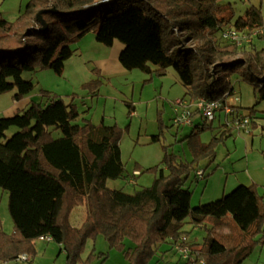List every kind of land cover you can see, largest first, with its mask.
<instances>
[{"label": "trees", "instance_id": "16d2710c", "mask_svg": "<svg viewBox=\"0 0 264 264\" xmlns=\"http://www.w3.org/2000/svg\"><path fill=\"white\" fill-rule=\"evenodd\" d=\"M38 12L47 25L42 31ZM233 19L232 9L220 0H30L12 22L0 13V95L14 90V101L29 95L34 84L24 74L50 70L63 75L75 53L72 45L93 32L104 47L122 44L120 66L148 75L145 82L165 77L172 69L185 91L182 99L190 104L199 98L222 99L232 92L230 78L238 75L253 89L255 103L246 109L252 119L264 103V48H238L222 40L221 32L263 31L264 24L253 6ZM92 72L97 79L80 89L96 97L102 81L99 71ZM40 95L45 104L32 102L0 119V190L8 196L13 224L12 234L0 228V264L16 262L21 255L33 258L41 236L53 239L65 254V264H89L81 254L86 241L97 236L109 249L122 252L127 264H150L165 241L173 248L186 244L181 239L186 238L182 229L187 223H209L211 229L203 245H188L185 264H242L264 242V198L258 185H239L194 208L192 192L183 187L191 175L196 179L202 161L214 159L216 145L231 129L203 144L200 133L212 128L203 120L183 138L192 160L180 161L166 151L161 166L144 170L156 172L151 186L129 194L107 186L108 181L126 178L121 130L89 119L77 124V94L70 95L68 103L44 90ZM127 108L131 115L134 107L127 103ZM195 115L197 111L192 118ZM156 120L159 134L151 137L152 143L165 129L162 112ZM11 129L15 131L8 135ZM79 207L86 214L75 227L70 217ZM223 229L229 235L216 236ZM126 240L133 248H126Z\"/></svg>", "mask_w": 264, "mask_h": 264}, {"label": "rangeland", "instance_id": "374dc122", "mask_svg": "<svg viewBox=\"0 0 264 264\" xmlns=\"http://www.w3.org/2000/svg\"><path fill=\"white\" fill-rule=\"evenodd\" d=\"M220 5L232 9L233 22L243 17L246 10L253 6L260 10L264 24V0H220ZM252 45L256 50L263 49L264 36L254 38ZM122 48V44L117 41L112 47H104L95 41L93 32L88 33L82 40L72 45L75 53L65 63L63 75L57 76L50 70L37 71L33 74L31 81L34 89L30 97L33 102L45 104V99L40 95V91L44 90L63 97L68 103L69 95L77 94L75 104L81 114L76 121L77 124H81L83 119H89L94 125L101 122L108 126L116 125L121 130L119 145L126 178L108 181L107 186L131 194L134 190L151 186L156 172L144 170L161 166L166 151L174 154L181 161L192 160L183 138L203 120L198 114L192 118L191 124L179 127V130L173 125L174 103L182 99L185 91L179 80L173 76L175 72L172 69H169L165 77L153 78L150 82H145L148 75L138 70H122V73L113 71L110 78L103 75L100 78L102 85L99 87L98 96L91 97L82 91L80 85L97 79V75L92 70L97 68L100 62L106 59L111 63L115 61L119 65L118 55ZM229 87L233 88L234 96L239 100L235 106L240 107L239 104L242 108L253 106L255 103L253 89L243 83L238 75L230 78ZM14 92L13 90L0 95V104ZM127 103L134 106L135 114H128ZM256 109L258 112L250 119L249 134L232 129V134L223 137L216 145L214 159L204 160L199 164L198 169L204 170L206 178L197 180L191 175L184 182L183 187L192 192L190 202L192 208L214 202L232 192L236 186L255 184L251 178L264 182V103H260ZM158 111L162 112L165 129L159 141L152 143L151 137L159 134V126L154 119L155 115L157 118ZM224 119L222 112L216 113L211 130L200 133V142L207 144L213 136H222L223 131L228 130ZM227 120L231 123L232 117L229 116ZM252 121L256 123L254 127ZM14 131L15 129H11L8 135ZM7 200V194L0 190V228L6 234H12L13 224L8 214ZM85 214L84 207L74 210L70 217V225L79 226ZM209 229H211L209 223L204 227H193L187 223L182 230L186 233L185 239L188 245H203ZM125 245L126 248L134 246L129 240L125 241ZM35 249L33 264H62L65 259L63 254H59L58 246L54 243L36 242ZM259 249L261 248L257 246L242 264H264V250L260 253ZM92 253L93 256H90ZM102 254L105 255V260ZM81 259L88 260L89 264H127L123 253L109 249L102 236L86 241ZM179 260L180 257L170 251L169 245H163L150 264H175Z\"/></svg>", "mask_w": 264, "mask_h": 264}, {"label": "built area", "instance_id": "2783aa9c", "mask_svg": "<svg viewBox=\"0 0 264 264\" xmlns=\"http://www.w3.org/2000/svg\"><path fill=\"white\" fill-rule=\"evenodd\" d=\"M262 34V30H256L253 32L237 31L234 28H227L221 32V39L227 41L238 48L247 47L252 44L254 38L259 37ZM238 98L234 96L232 92H228L220 100L207 101L203 98L197 99L194 103L190 104L185 99L175 101L173 110V125L177 128L189 125L192 123V113L197 111L201 115L202 119L207 123H212L215 119L216 113H224L226 119V128L233 129L239 133L249 134L250 117L242 116L235 110V105L238 102ZM232 116V122L228 123L227 118ZM197 180H203L204 170L198 169L195 172ZM37 241L43 243H52L53 239L49 236L38 237ZM185 239H181V242ZM175 252L180 258L188 259L189 247L188 244L179 245L174 247ZM31 258L28 255H21L17 261L30 262Z\"/></svg>", "mask_w": 264, "mask_h": 264}, {"label": "crops", "instance_id": "0c3cea01", "mask_svg": "<svg viewBox=\"0 0 264 264\" xmlns=\"http://www.w3.org/2000/svg\"><path fill=\"white\" fill-rule=\"evenodd\" d=\"M29 1L30 0H0V13H1L2 17L6 21L12 22V21H14L17 18V16L19 15V13L25 7H27ZM262 36H264V30L262 31V34L259 37H257V38H260ZM81 55H82V51H81ZM119 66H120V64L118 65L115 61H113L111 63L110 61H107L105 59L102 62H100L99 66L97 68H95L93 70L99 71L101 77L103 75V76H105L107 78H110L109 76H111V74L113 73V71L118 72V73L119 72H121V73L123 72L122 70H124V69L121 66L120 67ZM64 71H65V67H64ZM168 73H169V70L167 71V74ZM173 74H174L173 76H175L176 79L178 80L177 75L175 73H173ZM32 76H33V74H24L23 75V78L26 79V80H31L32 79ZM231 91L234 94L233 88H231ZM12 97H13V95H10V97H8V99H6V101L4 103H1L0 104V119L1 118L11 117V116H13L16 113H19V112L25 110L33 102L32 98L30 97V94L27 95V96H25L24 98H22L19 101H14ZM239 105H240V107L239 106H235V110H237L238 114H240L242 116H248V113L246 111L247 108H242L241 104H239ZM241 110H243V111L245 110V112H240ZM133 114H135V112H133L132 115ZM224 117H225V115H224ZM154 119H156V115H155V118ZM225 119H226V117H225ZM225 119H224V121H225ZM255 124L256 123L252 121L253 127L255 126ZM224 128H225V126H224ZM177 129L179 130V128H177ZM178 130H177V132H178ZM190 157H191V155H190ZM184 162H186V161H184ZM187 162H190V161H187ZM251 180H252L253 183H255L256 185H258V193L260 194V196H262L264 198V182H258V180H256V178H251ZM218 235H229V232L226 229L218 230L216 236H218ZM169 241L170 240H167L164 243L160 244L158 246V248H157V252H160V249H162V246L163 245H169L170 251L173 254H175V256L177 255L179 257V255L175 252L174 248L172 247V245H171V243ZM37 242H39V241H37ZM185 242L187 243L186 239H185ZM39 243H43V242H39ZM45 244H47V243H45ZM259 247L261 248V249H259V252L262 253L263 250H264V242L261 245H259ZM128 248H133V247H128ZM58 252H59V254H63L65 256V254L60 251L59 246H58ZM16 262L25 263V262H20V261H16ZM26 263L27 264H33V258H31L30 262H26ZM185 263H186V260L183 259V258H180V260L178 262H176L175 264H185ZM9 264H11V263H9ZM62 264H65V259H64V261H62Z\"/></svg>", "mask_w": 264, "mask_h": 264}, {"label": "water", "instance_id": "95a60500", "mask_svg": "<svg viewBox=\"0 0 264 264\" xmlns=\"http://www.w3.org/2000/svg\"><path fill=\"white\" fill-rule=\"evenodd\" d=\"M53 11V10H52ZM54 12V11H53ZM36 21L37 23H39L40 25V30H45L47 28V25L45 24V22L42 19V12H38L36 15Z\"/></svg>", "mask_w": 264, "mask_h": 264}]
</instances>
